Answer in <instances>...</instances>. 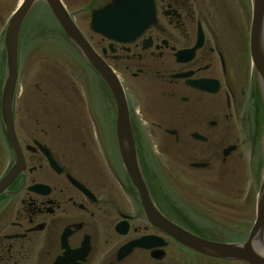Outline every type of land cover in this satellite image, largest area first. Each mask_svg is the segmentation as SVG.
I'll list each match as a JSON object with an SVG mask.
<instances>
[{"label": "flooded vegetation", "instance_id": "af4514ba", "mask_svg": "<svg viewBox=\"0 0 264 264\" xmlns=\"http://www.w3.org/2000/svg\"><path fill=\"white\" fill-rule=\"evenodd\" d=\"M62 1L122 83L145 183L162 219L213 242H245L257 180L244 179L241 139L257 163L261 144L254 137L264 118L252 75L253 0H128L134 10L153 8L155 21L143 28L135 11L125 15L127 29L116 15L99 21L117 39L99 33L94 19L116 0ZM70 48L81 70L67 74L60 63L52 93L26 83L15 96L24 166L0 194V264H249L185 246L159 225L156 212L149 216L121 159L113 92ZM1 95L0 83V181L15 163ZM170 150L179 151L182 167L195 172L183 174L194 178L161 177L160 156ZM219 167L234 184L197 180ZM223 233L239 238L215 236Z\"/></svg>", "mask_w": 264, "mask_h": 264}, {"label": "water", "instance_id": "95a60500", "mask_svg": "<svg viewBox=\"0 0 264 264\" xmlns=\"http://www.w3.org/2000/svg\"><path fill=\"white\" fill-rule=\"evenodd\" d=\"M37 1L38 0H23L21 5L11 17L4 37L7 55V78L3 90L2 113L8 133L14 146L17 162L13 171H11L9 175L0 182V193L6 189L17 173H19L22 169L21 154L19 153V148L14 135L13 99L18 81V43L20 31L26 17ZM45 1L56 19L63 27L72 44L77 47L85 59L96 69V71L101 75V77L112 90L118 105L117 134L123 163L130 178L140 190L143 201L146 205H148L147 202H149L150 196L146 188L142 170L139 164L135 141L131 132L127 102L119 80L112 73V71L94 54L87 41L84 39L72 21L68 12L63 7L61 1ZM120 2V0H116L115 5L105 11L98 13L99 17L97 18V26L100 24L99 21H101L103 18L116 15L121 17V20L123 21V24L120 28L127 29L129 26L126 22L127 19L125 15L132 11L136 12L135 20H137L143 28L150 26L153 23L155 19V10L153 8H145L143 5L141 7L135 6L137 9L134 10L133 7L129 6H134V4H131L130 1H125V6ZM97 30L102 32L104 35L113 34V32L107 31V26L102 24L99 25ZM110 30L112 29L110 28ZM121 32H123V30L114 34L119 36L122 34ZM251 52L253 64L258 74L261 94L264 99V0H255ZM147 210L148 212L150 211V213H153L152 211L156 212L157 217L160 220H163L153 206H149V208L147 207ZM162 226L181 243L206 254L219 257L238 258L247 261L250 264H264V169L262 172L261 189L257 201L256 222L248 240L245 243L226 244L211 242L192 235L183 229L167 222L166 220H163Z\"/></svg>", "mask_w": 264, "mask_h": 264}, {"label": "rangeland", "instance_id": "374dc122", "mask_svg": "<svg viewBox=\"0 0 264 264\" xmlns=\"http://www.w3.org/2000/svg\"><path fill=\"white\" fill-rule=\"evenodd\" d=\"M20 0H0V39L2 38L3 30L6 25V22L8 21L9 16L17 6ZM23 36H22V42L24 44L23 47V68H22V74H21V87H25V84H30L26 86V89L32 90L33 83H41L42 88H47L52 93L54 87L58 84L59 79L57 77L58 71H61V66H65L69 72L67 74H71L73 68H78L81 70L79 65L76 63V61L71 57L70 49L67 47H64V40L60 38V35L57 31L56 23L54 22V19L46 10V8L43 5H37L30 16L28 17L25 26L23 28ZM56 30V32L54 31ZM86 30V28H85ZM43 37H51V41H39L44 40L46 38ZM41 38V39H39ZM38 41L40 44H38ZM55 41V42H54ZM39 45V46H37ZM60 63L62 65H60ZM3 73V58L0 54V83H1V77ZM77 77H80L79 74H77ZM78 87L81 86V83H86L81 80H75ZM38 101L41 99V96L37 95ZM51 99V95L49 96ZM25 99V96L22 94L20 102L23 104V101ZM48 99V98H47ZM25 104V102H24ZM26 109L23 106L22 110L19 111V117L20 119L23 118V114H26ZM262 124V123H261ZM261 133H258L256 137H254L255 142L257 143V146H259L262 143L263 133L262 130H260ZM240 133H237L236 137H240ZM235 137V138H236ZM242 143V153L244 155V165H243V171H244V179H258V172L260 167V162L256 163V161L251 162L250 159H252V149L250 147V143L247 141V138L243 137L241 139ZM239 159V158H238ZM160 168L161 177L165 179H184V178H194L188 174H193L195 172L190 171L184 167H182V156L179 153V151L170 150L168 154H162L160 156ZM188 171L187 174H183V169ZM223 167H219L218 169L211 171V172H199L197 177V180H205V179H215V180H227L222 183L227 184H234L232 182V178L234 176L228 177V174L226 171H223ZM228 177V178H227ZM239 178V176H238ZM216 183V182H215ZM254 207H255V198H254V205L252 207V214L250 217L254 219ZM249 217V220H252ZM245 222V219H244ZM248 227V225H247ZM245 227V228H247ZM247 232V231H246ZM224 234V233H223ZM218 234L215 236H218L224 240H236L239 238V235L227 233V234Z\"/></svg>", "mask_w": 264, "mask_h": 264}]
</instances>
